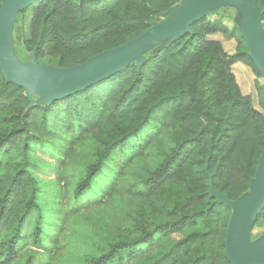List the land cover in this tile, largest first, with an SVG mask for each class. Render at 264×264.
<instances>
[{"label":"trees","instance_id":"16d2710c","mask_svg":"<svg viewBox=\"0 0 264 264\" xmlns=\"http://www.w3.org/2000/svg\"><path fill=\"white\" fill-rule=\"evenodd\" d=\"M179 1L40 0L23 44L38 60L79 65L144 33ZM255 1L264 25V0ZM240 25L230 30L208 14L141 64L45 104L32 105L0 70V264H54L68 238L89 239L81 264H232L225 239L234 213L211 189L244 197L264 151V112L233 71L242 63L262 77ZM218 33L236 39L233 53ZM51 165L59 179L38 175ZM127 187L145 200L136 236L86 226L100 218L103 197Z\"/></svg>","mask_w":264,"mask_h":264},{"label":"water","instance_id":"95a60500","mask_svg":"<svg viewBox=\"0 0 264 264\" xmlns=\"http://www.w3.org/2000/svg\"><path fill=\"white\" fill-rule=\"evenodd\" d=\"M35 0H4L0 9V70L7 81L33 93L54 95L59 99L85 86L109 77L131 64L135 58L182 33L211 11L232 6L242 13V33L253 59L264 77L263 14L255 0H190L164 20L155 22L147 31L128 42L98 54L71 67H26L16 57L12 44V27L17 14ZM211 197L237 211L228 223L225 254L232 264H264V240L251 245V230L264 209V151L248 196L231 200L227 194L211 189Z\"/></svg>","mask_w":264,"mask_h":264},{"label":"rangeland","instance_id":"374dc122","mask_svg":"<svg viewBox=\"0 0 264 264\" xmlns=\"http://www.w3.org/2000/svg\"><path fill=\"white\" fill-rule=\"evenodd\" d=\"M40 0H35L30 6L26 8L24 13H19L16 15L13 27H12V44L13 50L17 57V59L26 67H32L36 65L37 67H58L57 59L54 56H47L40 60L34 57V54L28 52L23 44V40L30 35V22L32 17V9L39 3ZM190 0H180L174 6H172L167 12L163 13L161 16V20L166 19L169 17L174 10H178L182 6H184ZM209 18L212 21H215L223 26H227L230 30L233 29H241L240 17L236 8L232 6H223L217 10L211 11L209 13ZM212 38L221 41L225 49L229 53H233L237 47V41L234 38H228L222 33H218L212 36ZM172 39L166 41L141 55V58H135L130 63L141 64L144 62L151 54L156 52L161 46L167 45ZM233 71L237 77L238 83L245 95H250L253 99V103L257 109L264 112V77L257 78L253 70L242 63H236L233 65ZM29 94V93H28ZM63 94L62 92H54L49 95H40L38 93H33L29 95L31 99V104H45L46 102L51 101L54 95ZM39 158L46 162L53 165H56L60 160H57L54 156H49L43 154L41 151H37ZM79 158V157H78ZM71 161V157H69ZM80 159V158H79ZM82 159V157H81ZM69 161V162H70ZM43 179L46 180H56L58 177V173H56L55 168L51 165V167H47L45 171H41L38 173ZM73 177L71 175L63 177V186H64V193L66 192L67 197H64V202L67 205L71 204V188ZM134 175H130L127 177L128 182H133ZM139 188V187H137ZM250 192L246 194L248 196ZM141 197L136 195L134 190L132 191L127 187L124 192H121L120 198L117 199H109L107 197H103L102 203L103 206L99 207L98 211L95 213L96 216L100 218H96L94 220H90L86 226H91L96 223L98 226L104 225L107 229L111 230L112 232H119L125 233L131 236H136L138 231L136 229L137 221H141L142 217L139 212V207L145 204ZM82 205L85 202L81 203ZM95 205V204H94ZM95 205L92 208L94 209ZM237 212V211H236ZM233 211V213H236ZM91 211L87 214H90ZM146 224L150 226V222L146 221ZM76 226V224L74 225ZM73 230L78 229V235H81L80 228L70 227ZM91 228V227H90ZM69 237V236H68ZM76 237V236H75ZM73 237V240L76 242L78 241V237ZM65 239V238H64ZM68 240H61L60 241V249H59V256H56L54 264H81L79 260V256L82 257L86 253V244H89V239L87 238V242L85 245L81 243L78 245L72 241V243H68ZM83 239V238H82ZM264 240V219L260 220L257 224L254 225L253 229L251 230V245L254 246L257 242ZM32 246H29V248ZM64 253V254H63ZM64 255V256H63Z\"/></svg>","mask_w":264,"mask_h":264}]
</instances>
